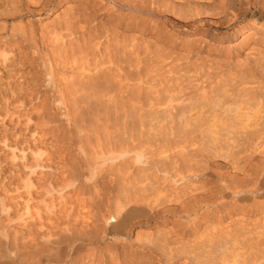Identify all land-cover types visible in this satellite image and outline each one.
Instances as JSON below:
<instances>
[{
	"label": "bare ground",
	"instance_id": "1",
	"mask_svg": "<svg viewBox=\"0 0 264 264\" xmlns=\"http://www.w3.org/2000/svg\"><path fill=\"white\" fill-rule=\"evenodd\" d=\"M0 264H264V0H0Z\"/></svg>",
	"mask_w": 264,
	"mask_h": 264
}]
</instances>
